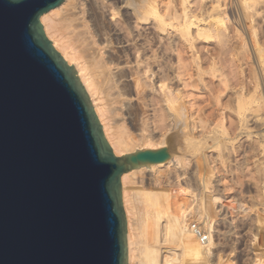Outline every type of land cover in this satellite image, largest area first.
Instances as JSON below:
<instances>
[{
	"label": "bare ground",
	"instance_id": "6f19581e",
	"mask_svg": "<svg viewBox=\"0 0 264 264\" xmlns=\"http://www.w3.org/2000/svg\"><path fill=\"white\" fill-rule=\"evenodd\" d=\"M234 2L261 83L221 79L220 41L247 42L225 0H64L42 13L114 153L174 141L169 161L122 178L128 264H264V0Z\"/></svg>",
	"mask_w": 264,
	"mask_h": 264
},
{
	"label": "water",
	"instance_id": "95a60500",
	"mask_svg": "<svg viewBox=\"0 0 264 264\" xmlns=\"http://www.w3.org/2000/svg\"><path fill=\"white\" fill-rule=\"evenodd\" d=\"M64 0H0V264H128L122 178L171 138L116 154L76 68L45 34Z\"/></svg>",
	"mask_w": 264,
	"mask_h": 264
},
{
	"label": "rangeland",
	"instance_id": "374dc122",
	"mask_svg": "<svg viewBox=\"0 0 264 264\" xmlns=\"http://www.w3.org/2000/svg\"><path fill=\"white\" fill-rule=\"evenodd\" d=\"M232 1V2H231ZM225 0V6L227 7V8H225V13H226V20L224 19V21L227 23V24H233L232 26H235L236 28L238 27L239 28V31H244L245 29V31H244V33L245 34H243L242 35V37H243V41L244 40H246L245 42V44L247 45H245V47L247 48H245V49H241L239 46L238 47H236L237 46V44H239L238 42H239V37H238V35H236V34H230V36L231 37H233L232 39H231V37H228L226 40H224V38H223V40H224V42L221 40L220 42H221V45H223V47L224 46H226L228 43H229V45L228 46H226L227 48H228V50H227V48L225 49V48H221L222 50H223V52L224 53H222V50L220 51L221 53H220V56H219V58H220V60H219V62L218 63H220L218 66H219V68H220V70L222 71V74L224 75L221 79H223V78H229L230 80H232V81H235V79H236V76H235V74L238 76V73L237 72H240V71H242V72H245L244 73V75H246V74H248V75H250L252 78L251 79H254V77H256L257 79V81L259 82V83H261L259 80H260V77H257V76H259V74H258V71H257V69L255 68L256 67V64L254 63V58H253V54H254V49H253V37H252V35H251V32H250V29L248 28V26H247V23L244 21V19L242 18V14H241V12H240V8H239V5L238 6H234V4H235V2H234V0ZM236 2H237V0H235ZM229 2V3H228ZM233 2H234V4H233ZM237 4V3H236ZM235 7L237 8V9H235ZM237 10V11H236ZM55 12H50V14L49 15H52L53 16V14H54ZM239 14V15H238ZM241 14V15H240ZM238 16V17H237ZM118 17H119V13H118ZM233 17V18H232ZM241 17V18H240ZM239 18V19H238ZM242 20V21H241ZM239 22H241V23H239ZM235 24V25H234ZM244 26H243V25ZM257 24H259V23H257ZM230 25V26H231ZM239 25H241V26H239ZM260 27V24H259V26L257 25V28H259ZM237 28V29H238ZM241 28H242V30H241ZM257 30H259V29H257ZM247 34V35H246ZM247 37H248V40H247ZM237 38V39H236ZM237 40V42H236V40ZM228 40V41H227ZM231 40H233V42L231 41ZM235 40V41H234ZM232 43H234V44H232ZM220 42H218V45H220ZM225 42H226V45H224L225 44ZM228 42V43H227ZM217 44V43H216ZM231 44V45H230ZM236 44V45H235ZM220 45V46H221ZM232 47V50H231V48H229V47ZM250 46V47H249ZM225 49V50H224ZM243 50H245V52L243 51ZM251 50V51H250ZM226 51H227V53H226ZM248 52V54H247V52ZM252 52V53H251ZM249 53H250V55H249ZM225 54V55H224ZM243 54V55H242ZM247 55V56H246ZM235 56V57H234ZM221 57L223 58V59H221ZM234 57V58H233ZM239 57V58H238ZM241 57V58H240ZM246 59V60H245ZM252 59V60H251ZM254 60V61H253ZM241 61V62H240ZM253 61V62H252ZM248 62V63H247ZM236 63V64H235ZM235 64V65H234ZM240 64V65H239ZM246 65V66H245ZM255 67H254V66ZM221 66V67H220ZM245 66V67H244ZM251 66H252V68H251ZM239 67V68H238ZM248 67V68H247ZM243 68H244V71H243ZM250 68H251V70H250ZM253 68H255V69H253ZM237 69V70H236ZM240 70V71H239ZM246 70V71H245ZM255 70V71H254ZM229 71V72H228ZM231 71H233V72H231ZM251 71V72H250ZM255 73H257V74H255L256 76H253V74H254V72ZM231 72V73H230ZM236 72V73H235ZM247 72V73H246ZM226 75V76H225ZM233 75H234V77H233ZM249 76V77H250ZM233 79H232V78ZM247 77V76H246ZM248 77V79H250ZM239 77H237V79H238ZM206 79H208V77L206 78ZM258 83V84H259ZM234 84V83H233ZM261 86V84H259L258 85V87H260ZM221 87V90H222V92L221 93H223L222 94V96H221V98H220V100H222L221 102H225L226 103V90L223 88V86H220ZM261 88V89H260ZM260 88H258V90L259 91H261L263 94V96H262V98L264 99V90H262V87H260ZM223 90H225V91H223ZM225 94V95H224ZM224 96H225V98H224ZM192 97L193 96H190L189 97V99L191 100L192 99ZM196 99H198V101H199V97L198 98H196ZM224 103V104H225ZM201 105V104H200ZM224 107V106H223ZM160 124H158L157 125V127H152V128H150V130L149 131H152V132H150V133H152V135L155 137V138H157V137H159V135H161V133H163L164 131V133H166V130H165V128H163V127H158ZM158 130H157V129ZM163 128V129H162ZM152 129V130H151ZM163 130V131H162ZM161 132V133H160ZM159 133V134H158ZM170 133V132H169ZM169 133H167V140H166V142H168L169 141ZM133 134H135L136 135V132H134ZM171 134V133H170ZM177 137H178V133H177ZM150 142V141H149ZM149 142H144L145 144H141L140 146H136L134 149L136 150V149H141V148H153L154 146H156L157 144H156V142L157 141H151L150 143ZM166 142H165V144H166ZM154 144V146H153V144ZM174 143V141H173V139H171V145L174 147V145L175 144H173ZM152 145L151 147H148L147 145ZM156 147H159V146H156ZM156 147H154V148H156ZM252 193H253V190H252ZM192 206L191 207H193V204H191Z\"/></svg>",
	"mask_w": 264,
	"mask_h": 264
}]
</instances>
